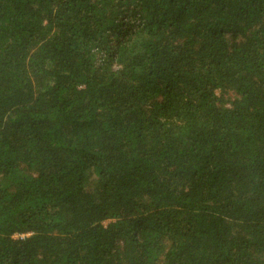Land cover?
I'll return each mask as SVG.
<instances>
[{"label": "trees", "instance_id": "1", "mask_svg": "<svg viewBox=\"0 0 264 264\" xmlns=\"http://www.w3.org/2000/svg\"><path fill=\"white\" fill-rule=\"evenodd\" d=\"M0 264H264V0H0Z\"/></svg>", "mask_w": 264, "mask_h": 264}, {"label": "built area", "instance_id": "2", "mask_svg": "<svg viewBox=\"0 0 264 264\" xmlns=\"http://www.w3.org/2000/svg\"><path fill=\"white\" fill-rule=\"evenodd\" d=\"M17 236H19V235H17ZM22 237L24 236V235H21Z\"/></svg>", "mask_w": 264, "mask_h": 264}]
</instances>
